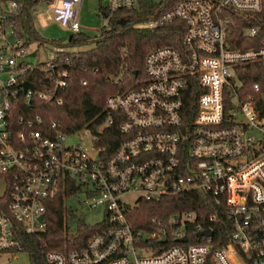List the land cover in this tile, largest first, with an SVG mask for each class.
I'll return each mask as SVG.
<instances>
[{"label":"built area","instance_id":"2783aa9c","mask_svg":"<svg viewBox=\"0 0 264 264\" xmlns=\"http://www.w3.org/2000/svg\"><path fill=\"white\" fill-rule=\"evenodd\" d=\"M142 1L101 0L102 30L112 14L136 9ZM4 2L9 10L0 17V77H7L0 86V195L8 203L0 211V254L22 251L18 232H44L48 200L68 190V198L75 197L87 210L102 206L105 225L81 248L48 250V264H264L261 86L254 82L246 90L239 76L246 64L261 63L264 70V35L258 38L256 25L244 27L243 37L257 40L258 46L242 48L226 38L233 23L229 13L254 17L264 0H176L161 9L142 25L178 20L181 46L149 49L141 83L108 94V117L72 133L55 120L43 123L40 115H17L16 84L30 67L22 58L28 44L8 24L17 3ZM82 2L37 0L32 14L43 4L47 20L78 32ZM53 47L56 56L43 67L50 84L37 96L62 103L57 93L67 85L68 72L58 68L56 57L79 47ZM18 86L24 95L18 110H23L36 87L23 91ZM189 89L195 99L188 110ZM116 120L122 138L108 154L104 141L113 136L107 128ZM76 133L81 140L68 141ZM195 191L203 196L204 209L171 214L143 235L132 230L127 211L140 200ZM167 231L174 242L167 243ZM182 236L186 239L179 240Z\"/></svg>","mask_w":264,"mask_h":264},{"label":"trees","instance_id":"16d2710c","mask_svg":"<svg viewBox=\"0 0 264 264\" xmlns=\"http://www.w3.org/2000/svg\"><path fill=\"white\" fill-rule=\"evenodd\" d=\"M11 0H0V2ZM17 3V8L10 12L8 24L11 25L20 36L26 37V44L32 41L39 44H62L64 47L73 48L85 46L72 53L66 51L56 57L58 68L67 70V85L60 88L57 96L62 98V103L55 100L48 101L38 98L37 92L50 84V76L43 69L45 61L29 62L23 76H18L16 88L18 95L15 97L17 115L42 116L43 123L57 121L59 128L67 133L83 127H94L95 124L104 121L110 113L104 110L108 94L125 91L138 86L144 77V56L151 48L159 45L181 46L180 22L174 20L168 24L157 27H145L142 24L156 17L161 9L173 5L176 0H165L164 5L151 0L142 1L136 9H123L110 17L109 25L98 35H90L83 31L73 32L67 41L49 40L44 38L34 25L32 10L37 0H12ZM232 18L231 32L227 34V40L234 47L242 48L258 46V42L243 37L244 27L256 25L259 27L258 38L264 35V3L263 10L249 17L235 12L229 13ZM244 38L242 45L239 42ZM68 57V61L64 60ZM239 76L243 86L249 90L252 83L258 82L261 92H264V70L261 63L246 64L241 67ZM32 82L36 91L30 97L31 104L23 110H18V102L24 100L22 90L19 89L21 81ZM85 80L86 84L82 81ZM187 99L188 110L193 106L195 94L189 89ZM258 95L259 108L264 116V97ZM119 120L113 122L107 128L113 139L104 141L109 154L114 150L122 135L117 129ZM106 133V132H105ZM69 191L60 192L47 202L45 217L47 227L44 232L24 233L18 232V239L22 245V251L28 252L30 264H48L46 253L48 250L78 249L84 246L87 239L96 231L104 227V221L94 223L86 222L83 217L77 216L75 210L66 204ZM203 196L198 192L180 193L178 195H166L157 199L140 200L127 211L128 220L132 230L140 235L152 232L162 219L182 210H201ZM7 197L0 195V211L7 208ZM76 219V228L72 232L69 221ZM168 234V242H174ZM216 236V230H215ZM140 243H145L140 238Z\"/></svg>","mask_w":264,"mask_h":264},{"label":"rangeland","instance_id":"374dc122","mask_svg":"<svg viewBox=\"0 0 264 264\" xmlns=\"http://www.w3.org/2000/svg\"><path fill=\"white\" fill-rule=\"evenodd\" d=\"M101 0H83L82 5L79 9L78 15V24L81 31L90 34L98 35L102 31L103 15L100 12ZM43 4H40L38 8L34 11V25L39 31V33L46 39L49 40H61L62 42L67 41L69 36L73 33L72 30L61 26L56 21L47 20L45 18ZM9 10V4L4 2L0 4V17ZM12 40L13 38L9 36ZM28 52L22 58L28 62H36L37 60L46 61L50 58L56 56L54 52V47L50 44H39L31 42L28 46ZM85 46H80L79 49H84ZM5 76L0 77V86L1 83H5ZM3 92L0 90V104L2 102ZM81 133H76L68 137V141L75 143L76 140H81ZM88 142V141H87ZM4 190V184L0 180V194ZM127 198L133 200L132 196L128 195ZM66 204L72 210H78L77 216L81 211L83 219L88 223H94L100 221L104 218V208L98 206L94 209L87 210L84 206L79 205L78 199L75 197L66 198ZM79 217V216H78ZM70 230L73 232L76 228V219L69 221ZM0 264H30L29 255L26 251H19L15 256H12L10 253L0 254Z\"/></svg>","mask_w":264,"mask_h":264},{"label":"water","instance_id":"95a60500","mask_svg":"<svg viewBox=\"0 0 264 264\" xmlns=\"http://www.w3.org/2000/svg\"><path fill=\"white\" fill-rule=\"evenodd\" d=\"M21 86L23 88V91H26L27 89L33 90L35 88L34 84L32 82L28 81V80H23L22 83H21ZM202 232L205 233V234H208V235H210L212 233L210 229H205ZM185 239H186L185 236H182V237L179 238V240H185ZM164 240H165V236H163L160 241L163 242Z\"/></svg>","mask_w":264,"mask_h":264},{"label":"crops","instance_id":"0c3cea01","mask_svg":"<svg viewBox=\"0 0 264 264\" xmlns=\"http://www.w3.org/2000/svg\"><path fill=\"white\" fill-rule=\"evenodd\" d=\"M37 61H39V60H37Z\"/></svg>","mask_w":264,"mask_h":264}]
</instances>
